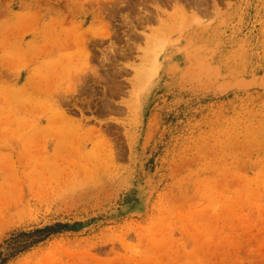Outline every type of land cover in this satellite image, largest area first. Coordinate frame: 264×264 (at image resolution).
<instances>
[{"label": "rangeland", "instance_id": "obj_1", "mask_svg": "<svg viewBox=\"0 0 264 264\" xmlns=\"http://www.w3.org/2000/svg\"><path fill=\"white\" fill-rule=\"evenodd\" d=\"M0 264H264V0H0Z\"/></svg>", "mask_w": 264, "mask_h": 264}, {"label": "trees", "instance_id": "obj_2", "mask_svg": "<svg viewBox=\"0 0 264 264\" xmlns=\"http://www.w3.org/2000/svg\"><path fill=\"white\" fill-rule=\"evenodd\" d=\"M75 230L74 226H67V225H61V224H57L54 226H48L45 227L43 229L40 230H36L33 234L27 235L28 237H34V243H40L46 239H48L51 236L60 234L63 230ZM26 236V235H24Z\"/></svg>", "mask_w": 264, "mask_h": 264}, {"label": "bare ground", "instance_id": "obj_3", "mask_svg": "<svg viewBox=\"0 0 264 264\" xmlns=\"http://www.w3.org/2000/svg\"><path fill=\"white\" fill-rule=\"evenodd\" d=\"M157 50H158V49H157ZM153 51H154V50H153ZM158 54H159V53H158ZM148 55H149V54H148ZM150 56H151V60H152V56H153V55L150 54L149 57H150ZM149 57H148V58H149ZM154 57H155V55H154ZM149 60H150V59H149ZM148 62H149V61H148ZM150 62H151V61H150ZM150 67H151V66H150ZM152 69H153V68H152ZM149 70H150V69H149Z\"/></svg>", "mask_w": 264, "mask_h": 264}]
</instances>
